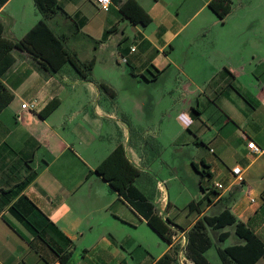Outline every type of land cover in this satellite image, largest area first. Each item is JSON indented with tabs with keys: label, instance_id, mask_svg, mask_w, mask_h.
<instances>
[{
	"label": "crops",
	"instance_id": "obj_1",
	"mask_svg": "<svg viewBox=\"0 0 264 264\" xmlns=\"http://www.w3.org/2000/svg\"><path fill=\"white\" fill-rule=\"evenodd\" d=\"M56 1L59 8L44 17L45 22L68 51L80 60L93 58V64L89 77L83 78L68 62L52 70L26 50L11 49L13 59L0 75L12 93L0 107V264H152L164 252L174 257L168 264H188L178 258L176 241L181 242L197 217L224 205L264 242V0H230L222 20L207 6L208 0H136L150 16L145 25L123 16L120 0H110L106 9L93 0ZM40 17L32 0H5L0 6L2 35L16 40ZM192 19L203 40L201 47L175 49L174 38ZM150 23L154 27L146 31ZM169 70L183 78L162 84L179 86L181 97L156 112L155 125L152 97L129 93L120 100L116 94L121 81L155 83L176 76ZM118 75L123 80L112 78ZM52 98L58 103L40 116ZM31 100L33 108L20 107ZM144 109L150 110L148 122H134L129 116L138 134L132 139L123 117L132 114L137 120V112ZM162 130L172 144L194 146L190 162L198 169L204 162L209 172L200 176L195 170L194 199L204 194L210 201L203 199L198 212L185 208L188 218L180 222L165 215L171 202L160 181L152 183L140 163V149L146 143L141 136L153 137ZM250 139L257 152L246 146ZM118 143L139 169L133 184L165 221L167 239L93 170ZM234 164L242 168L240 183L232 180ZM213 181L223 187L215 189ZM247 187L254 203L246 197ZM218 197L223 199L217 201ZM24 215L33 224L26 223ZM140 225L138 238L135 231ZM223 227L216 233L233 231ZM145 229L156 233L164 245L149 258H138L142 253L133 258L128 249L133 243L148 252ZM236 242L242 239L237 236ZM62 252L69 254L60 263ZM252 264H264V255Z\"/></svg>",
	"mask_w": 264,
	"mask_h": 264
},
{
	"label": "trees",
	"instance_id": "obj_2",
	"mask_svg": "<svg viewBox=\"0 0 264 264\" xmlns=\"http://www.w3.org/2000/svg\"><path fill=\"white\" fill-rule=\"evenodd\" d=\"M4 1L5 0H0V6ZM229 1L230 0H208L207 6L214 12L219 20H222L230 9ZM32 2L36 11L39 12L42 17L30 26L20 38L12 40L3 36V25L0 20V75L13 59L11 49L17 47L26 50L34 57H38L42 64L46 63L52 70L57 69L62 63L68 62L79 76L83 78L89 77L93 58L80 60L74 51H68L64 47L61 38L50 29L44 20V17L49 16L59 8L57 1L32 0ZM118 8L122 15L132 23L145 25L150 21L149 14L136 0H120ZM130 72L132 73V70ZM98 85L107 90V86L103 82H98ZM11 97L12 93L8 91L0 81V107ZM57 103L58 100L56 98L50 99L38 114L44 116L53 109ZM200 163L202 166L198 169L197 165L191 161L192 167L199 172L200 176L204 174L209 175V172L205 168L206 164L202 161ZM93 170L100 174L114 190L120 193L127 204L140 214L151 227L162 237L167 239L168 234L166 232L167 225L165 221L154 211L151 201H149L133 184V179L138 174L139 169L127 159L120 143L116 144L95 165ZM198 186L200 189H204L201 183H199ZM208 189L209 192L216 193L214 189ZM203 199L210 201V198L204 194L199 199H189L186 203L187 209L198 212L199 207L197 205ZM222 199V197H218L217 201H221ZM23 218L26 223L33 224L28 216L24 215ZM164 219L171 222L166 217ZM225 225H231L233 233L241 238L242 242L215 246V251L221 264H252L258 257L264 255V242L260 237L247 223L237 218L229 208L224 205L216 212L201 214L187 228L184 232L185 242L182 250L183 256L190 259L194 264H211L204 255V251L212 243L208 230L215 232V238L221 241L228 235V230H220L217 233L215 230ZM176 226L182 228V226ZM33 231H38V229L33 228ZM68 254V252L58 254L60 263H63ZM172 258L174 257L164 252L157 257L152 264H168Z\"/></svg>",
	"mask_w": 264,
	"mask_h": 264
},
{
	"label": "rangeland",
	"instance_id": "obj_3",
	"mask_svg": "<svg viewBox=\"0 0 264 264\" xmlns=\"http://www.w3.org/2000/svg\"><path fill=\"white\" fill-rule=\"evenodd\" d=\"M195 19H192L189 23H185L184 27H182L181 31L178 33V35L173 40V45L176 48L181 49H192L194 47H201V39L199 35V29L196 28L194 24ZM154 25L153 23H150L146 31H149L150 29H153ZM185 35V36H184ZM181 41H179V38H181ZM168 48V47H167ZM121 65H126L125 62L119 61ZM172 69V68H171ZM127 72V70H126ZM170 72V70H169ZM168 72V74H169ZM101 73L103 71L101 70ZM171 76L176 75L175 77H161L159 80L155 83H149L145 84L139 81H133V83H124L122 76H112L114 80L117 79L120 82L119 85L115 86L116 94L120 98V100H123L125 97L129 96V93L136 94L138 96H150L152 97V103L151 106L154 107L153 114L155 116V119L153 120V125L156 123V112L162 108V106L166 105L167 103L171 104L175 100H179L181 97V89L179 86H175V84L164 85L162 82L167 81V83L172 82L174 78L179 80V78L182 80L181 74H178L176 70H173L170 72ZM125 76V74H124ZM123 76V77H124ZM137 78H142L140 74H137ZM167 90V92H165ZM163 91V92H162ZM176 104V103H175ZM150 110H142L141 113L137 112V117L135 120L132 114H128L125 117V122L130 127V133L132 136V139H137L138 134L135 133V131L131 128V122L132 119L134 122H142V121H149V118H146L150 113H147ZM119 115V113H118ZM120 116V115H119ZM132 118H130V117ZM167 119H162L160 122L162 123V128L164 123ZM163 130L162 133L159 132V134L150 137V135H143L141 136V140L145 137V145L140 149V155L142 157V161L140 162L144 167H146V170L148 174L151 176L152 183L155 182L157 179L160 181L162 188L164 190V193L168 200L171 202V205H168V207L165 210V215L169 217L170 219H175L176 221H184L188 218L187 215H185V208L186 203L189 199L195 198L198 194V188L195 183L196 178V171L192 167L190 158H194V154L196 153V149L192 145L187 144H172L168 141L167 136ZM169 136V135H168ZM143 141V140H142ZM204 148V146H202ZM142 167V166H140ZM143 177L148 176L147 173L141 174ZM139 179L142 180L141 176ZM139 179H137L136 184L141 187V184L139 183ZM144 181V180H142ZM146 187H149V183H146ZM174 205V206H173ZM159 215V213H158ZM141 226H138L136 228L135 234L136 237L139 238L140 235H142L141 232ZM227 228L229 230L232 229L231 225H226L223 227ZM208 234L211 238V245L204 251V255L206 258H208L212 263L214 264H220L219 259L217 257L215 246H223L230 243H233L235 238L237 236L231 231L226 238H224L222 241H218L211 230H208ZM146 240L145 243L148 247V252L145 250V246L139 245L137 243H133L128 249L130 254L133 255V258L138 253H142L141 257L138 258H149L150 253L155 254L158 249L164 245V242L159 239V237L156 235V233L149 231V229H145ZM179 239L176 241L175 248H178L179 246ZM147 249V248H146ZM77 250L75 252V256L77 255ZM182 256V253H181ZM126 258H130V256L126 253ZM184 259V257H181Z\"/></svg>",
	"mask_w": 264,
	"mask_h": 264
},
{
	"label": "built area",
	"instance_id": "obj_4",
	"mask_svg": "<svg viewBox=\"0 0 264 264\" xmlns=\"http://www.w3.org/2000/svg\"><path fill=\"white\" fill-rule=\"evenodd\" d=\"M93 1L95 2V4L97 6H99L100 8H103V9H106L108 7V4L110 3V0H93ZM129 49L132 50L133 46H130ZM34 104H35V102L33 100L23 101L20 103V107L26 108V109H31L34 107ZM246 146L250 150H252L253 152H257L259 149L258 146L255 144V142L252 139H250L246 142ZM230 172L232 175V180L234 182L240 183L243 181L242 168L238 164L232 165L230 167ZM212 185L216 189H221L223 187L222 184L218 181H213ZM245 194H246V197H247L249 203L255 202V198H254V196H252L250 189L248 187L245 189ZM184 242H185V236H184V232H183L181 242L179 243V250H178V251H180V256H181V253L183 250ZM180 256H179V258H180ZM182 256H183V254H182ZM184 259H187V258L184 257ZM187 260H188V264H194L190 259H187Z\"/></svg>",
	"mask_w": 264,
	"mask_h": 264
},
{
	"label": "water",
	"instance_id": "obj_5",
	"mask_svg": "<svg viewBox=\"0 0 264 264\" xmlns=\"http://www.w3.org/2000/svg\"><path fill=\"white\" fill-rule=\"evenodd\" d=\"M177 255H178V258H179V256H180V251H178V254H177Z\"/></svg>",
	"mask_w": 264,
	"mask_h": 264
}]
</instances>
